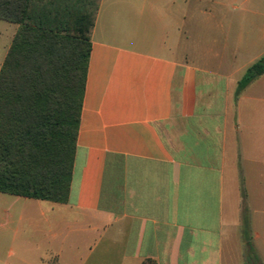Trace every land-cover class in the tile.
Instances as JSON below:
<instances>
[{
	"label": "crops",
	"instance_id": "1",
	"mask_svg": "<svg viewBox=\"0 0 264 264\" xmlns=\"http://www.w3.org/2000/svg\"><path fill=\"white\" fill-rule=\"evenodd\" d=\"M91 43L68 202L35 200L69 241L37 261L264 264V0H101Z\"/></svg>",
	"mask_w": 264,
	"mask_h": 264
},
{
	"label": "trees",
	"instance_id": "2",
	"mask_svg": "<svg viewBox=\"0 0 264 264\" xmlns=\"http://www.w3.org/2000/svg\"><path fill=\"white\" fill-rule=\"evenodd\" d=\"M101 0H0L17 25L0 68V193L68 202ZM264 74V55L238 92Z\"/></svg>",
	"mask_w": 264,
	"mask_h": 264
},
{
	"label": "rangeland",
	"instance_id": "3",
	"mask_svg": "<svg viewBox=\"0 0 264 264\" xmlns=\"http://www.w3.org/2000/svg\"><path fill=\"white\" fill-rule=\"evenodd\" d=\"M16 30V24L0 20V68ZM39 204L44 203L0 193V245L5 246V253L7 250L14 252L13 257L5 258L10 264H23L18 261L20 255L24 256L26 264H50L37 261L38 254L44 255L51 244L69 241L65 228H59L58 238L54 239V232L42 216L44 205ZM68 237L74 239V234Z\"/></svg>",
	"mask_w": 264,
	"mask_h": 264
}]
</instances>
